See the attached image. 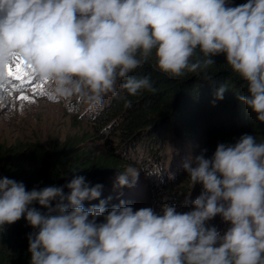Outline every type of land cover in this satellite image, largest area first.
<instances>
[{"label": "clouds", "instance_id": "9594fccd", "mask_svg": "<svg viewBox=\"0 0 264 264\" xmlns=\"http://www.w3.org/2000/svg\"><path fill=\"white\" fill-rule=\"evenodd\" d=\"M220 54L246 85L238 100L264 124V0L236 7L227 0H0V82L19 58L53 102L80 95L98 105L121 80L134 96L154 90L148 77L130 75L150 59L179 78L208 69ZM226 91L222 85L216 99ZM183 168L192 187L202 185L185 213L168 204L162 214L134 210L123 200L86 209L102 185L90 187L82 176L66 185L68 194L65 186L28 191L0 177V234L25 218L35 230L30 264H264V142L245 134ZM140 172L129 165L117 185L133 187ZM216 216L230 225L223 235L206 226Z\"/></svg>", "mask_w": 264, "mask_h": 264}, {"label": "trees", "instance_id": "16d2710c", "mask_svg": "<svg viewBox=\"0 0 264 264\" xmlns=\"http://www.w3.org/2000/svg\"><path fill=\"white\" fill-rule=\"evenodd\" d=\"M227 2L236 7L247 0ZM213 60L215 64L202 72H186L179 78H170L157 71L150 59L130 75L148 77L154 90L129 95L121 86L124 83L121 80L116 95L105 96L98 105L91 103L90 109L81 115L100 134L108 131L115 137L114 145L106 143L107 151L79 147L74 142L51 146L18 142L0 146V177L22 182L28 191L65 186L64 192L68 194L66 185L82 176L90 187L102 185L100 197L85 200L84 207L90 208L104 200L106 210H110L121 200L112 193L109 179L131 165L153 182L152 187L161 180L163 189L173 196L169 205L189 199L183 213L193 210L202 185L191 186L183 168L185 163L194 161L202 153L211 158L218 144L234 145L245 134L264 142V124L238 100L240 95L246 94L245 83L232 72L225 55L214 56ZM222 85L227 91L222 100H217L215 93ZM170 176L176 177L178 183H188L192 196L182 199V195L189 192L176 194L171 190ZM32 207L46 212L38 204ZM97 222H103V218H98ZM206 226L215 227L221 235L230 227L220 216L206 222ZM34 231L23 217L6 226L0 234V264H30L28 236Z\"/></svg>", "mask_w": 264, "mask_h": 264}, {"label": "rangeland", "instance_id": "374dc122", "mask_svg": "<svg viewBox=\"0 0 264 264\" xmlns=\"http://www.w3.org/2000/svg\"><path fill=\"white\" fill-rule=\"evenodd\" d=\"M37 85H43L46 94L40 95ZM18 92L29 96L34 102L18 99ZM90 106L91 102L88 99L77 95L55 102L49 101L46 85L36 79L31 84L5 79L0 82V146H10L18 142H38L47 146L74 142L79 147L107 151L106 143L114 145L116 139L108 131L100 134L97 128L86 122V119L83 120L81 115L85 114ZM137 160L139 161L138 156ZM181 170L177 172L179 175L182 173ZM117 176L113 175L109 179L112 193L134 210L150 207L157 214H162V206L173 202L171 192L163 189L161 180L152 187L153 182L140 172L133 187L121 188L117 185ZM170 180L171 190L176 194L189 192L183 194L182 199L192 193L190 190L192 187H189L188 183L182 181L178 183L176 177ZM183 187L188 189L184 191ZM188 201L189 199L181 200V204L174 203L172 206L177 212L183 213V207Z\"/></svg>", "mask_w": 264, "mask_h": 264}, {"label": "snow or ice", "instance_id": "6c2138e0", "mask_svg": "<svg viewBox=\"0 0 264 264\" xmlns=\"http://www.w3.org/2000/svg\"><path fill=\"white\" fill-rule=\"evenodd\" d=\"M6 79L20 81L22 82V84L23 83L31 84L34 82L35 77L30 71V66L26 65L19 58H16L6 67ZM36 87L40 95L46 94L43 85H37ZM17 96L18 99L20 100L34 102L30 100L29 96L20 94L19 92L17 93Z\"/></svg>", "mask_w": 264, "mask_h": 264}]
</instances>
